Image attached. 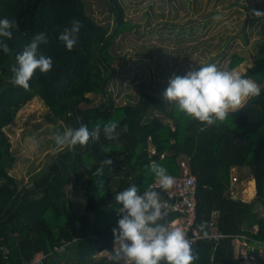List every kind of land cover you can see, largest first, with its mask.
<instances>
[{
  "label": "trees",
  "instance_id": "1",
  "mask_svg": "<svg viewBox=\"0 0 264 264\" xmlns=\"http://www.w3.org/2000/svg\"><path fill=\"white\" fill-rule=\"evenodd\" d=\"M211 1H221L225 7L238 3ZM103 3L107 16L96 21L86 12L83 0H0V20L18 24L12 38L5 39L11 53L0 50V264H28L38 251L45 256L41 264H113L100 253L111 250L112 229L121 218L116 194L132 184L142 193L155 178L147 167L151 162L177 173L181 158L196 176L194 226L201 237L191 244L199 257L194 264H239L237 240L264 248V89L260 97L247 99L223 122L204 130L200 122L164 102L157 86L138 84L137 96L115 103L107 91L118 57L114 42L135 25L125 17L121 0ZM184 3L192 8L198 4L197 0ZM259 7L264 6L256 4L249 10ZM72 19L83 27L76 46L68 51L58 35ZM247 23L246 18L241 20L244 42L249 39ZM39 32L48 35L49 42L40 51L52 58L53 68L46 74L37 70L26 91L11 84L10 67L16 63L15 55ZM260 34L261 39L252 45L254 60L240 75L264 87V32ZM230 38L221 43L225 50ZM230 55L234 64L244 58L235 52ZM36 96L53 120L59 119L67 128L84 124L91 130L97 123L117 121L128 131L118 142L107 141L101 134L99 142L89 141L86 147L60 149L29 181L22 182L10 171L16 156L4 127ZM108 145L111 152L105 155L103 147ZM104 159L113 163L104 166L102 178L95 177ZM234 169L238 172L235 182ZM245 169L255 185V195L248 201L239 189L233 194V183L237 187ZM100 179L103 190L96 184ZM210 219L221 236L209 235ZM61 245L64 250L58 251ZM259 264H264V258Z\"/></svg>",
  "mask_w": 264,
  "mask_h": 264
},
{
  "label": "rangeland",
  "instance_id": "2",
  "mask_svg": "<svg viewBox=\"0 0 264 264\" xmlns=\"http://www.w3.org/2000/svg\"><path fill=\"white\" fill-rule=\"evenodd\" d=\"M83 2L86 12L96 21H103L107 16L103 0ZM197 2V7L192 8L184 0H121L125 17L135 26L125 34H118L114 42L118 57L113 62L115 70L107 91L115 103H124L130 95L137 96L138 84L142 83L149 88L159 87L163 94L172 75L183 76L207 64L239 74L252 64L253 41L261 39L260 33L264 32V16L257 17L253 12L264 13V7L254 8V11L249 8L256 4L264 6V0H238L232 7H225L221 1L217 4L211 0ZM216 16L220 19L214 20ZM244 18L250 23H247V42L242 34ZM226 36L231 38L225 50L221 43ZM232 52L244 58L234 64ZM98 99L99 96H95V100ZM66 128L59 119L53 120L52 113L39 97L27 101L13 122L4 127L16 156L10 171L22 182L29 181L60 150L52 136ZM243 171L245 176L238 182L246 189L251 176L246 175V169ZM232 175H238L236 169ZM235 246L237 256L242 257L239 264H259L264 258V248L260 245L254 248L244 240H237Z\"/></svg>",
  "mask_w": 264,
  "mask_h": 264
},
{
  "label": "clouds",
  "instance_id": "3",
  "mask_svg": "<svg viewBox=\"0 0 264 264\" xmlns=\"http://www.w3.org/2000/svg\"><path fill=\"white\" fill-rule=\"evenodd\" d=\"M253 14L264 16L260 11H254ZM213 19L219 20L220 17ZM82 27L78 19H72L59 33L58 40L66 50L72 51L76 46ZM13 29H18L14 20H0V50L5 54L11 53L5 39L12 38ZM48 42L47 33L39 32L22 52L15 55L16 63L10 67V82L14 87L27 91L37 70L41 74L52 70V58L40 51L41 46ZM262 89L264 87L242 77L238 72L219 70L215 64H207L183 76L172 75L162 99L180 115L200 122L203 125L201 130H204L217 122H223L230 112L240 109L247 99L260 97ZM127 131L126 125L120 128L117 121H109L103 125L97 123L91 130L84 124L78 128L68 127L63 132L55 133L52 139L57 148L74 151L77 146L86 147L89 141L99 142L101 134L107 141L118 142L122 133ZM103 152L105 155L110 153L111 145L104 146ZM112 163V159H104L94 176L102 178L104 166ZM147 167L154 174L161 191L166 192L173 187L174 178L165 167L155 161ZM96 184L103 190L102 179L97 180ZM161 191L148 190L140 194L138 187L132 184L116 194L115 202L121 206L118 210L121 218L112 229L113 264H194L198 260L185 233L178 228L170 229L162 222Z\"/></svg>",
  "mask_w": 264,
  "mask_h": 264
},
{
  "label": "built area",
  "instance_id": "4",
  "mask_svg": "<svg viewBox=\"0 0 264 264\" xmlns=\"http://www.w3.org/2000/svg\"><path fill=\"white\" fill-rule=\"evenodd\" d=\"M151 152H154V149H151ZM161 157L163 154L160 155ZM179 171L177 173H168L174 178L173 187L169 190L161 191L156 182V178L150 181L143 192L148 190H157L161 191L162 197V210L164 213L165 220L170 214L177 213V215L168 222H165L170 229H180L185 235L186 239L193 244L198 238L201 237L197 229L195 228V219H196V176L191 173L189 168V163L185 158H181L178 161ZM232 180L235 182L237 179L235 175L232 176ZM142 192V193H143ZM140 193V194H142ZM171 205V207H169ZM209 227V235L217 238L221 236V234L217 231L215 222L213 219H210L208 222ZM112 248L104 249L100 255L105 258L107 261H112L111 253L113 251ZM58 251L64 250V245H61L57 248ZM44 253L38 251L35 253L33 260L28 264H41Z\"/></svg>",
  "mask_w": 264,
  "mask_h": 264
},
{
  "label": "crops",
  "instance_id": "5",
  "mask_svg": "<svg viewBox=\"0 0 264 264\" xmlns=\"http://www.w3.org/2000/svg\"><path fill=\"white\" fill-rule=\"evenodd\" d=\"M236 184L237 183H233V186H235V189L233 191V194H238L237 193V190L239 189V193H240V196L242 197L243 200H250L254 197L255 195V185H254V179L252 178L251 176V180L249 181V186H247V188L243 189V185H241L242 183H239L236 187ZM239 187V188H238ZM248 254H251V253H248ZM245 255H247V253H245Z\"/></svg>",
  "mask_w": 264,
  "mask_h": 264
}]
</instances>
